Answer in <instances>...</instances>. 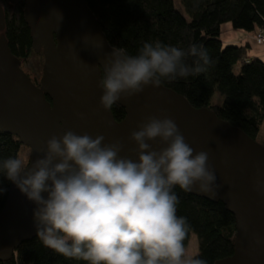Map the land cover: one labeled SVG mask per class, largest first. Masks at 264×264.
Masks as SVG:
<instances>
[{
  "label": "clouds",
  "instance_id": "9594fccd",
  "mask_svg": "<svg viewBox=\"0 0 264 264\" xmlns=\"http://www.w3.org/2000/svg\"><path fill=\"white\" fill-rule=\"evenodd\" d=\"M187 57L196 58L193 66ZM210 63L197 45L185 51L145 42L136 55L113 48L99 80L100 106L111 111L122 95L159 87L162 79L198 75ZM157 138L166 145L159 150L148 143ZM129 140L136 159L119 155L120 141L104 143L103 135L66 130L49 138L34 162L20 156L0 161V173L37 205L38 239L66 258L88 264H206L186 254L189 225L177 215L173 189L215 198L220 185L209 153L194 155L168 116L147 117Z\"/></svg>",
  "mask_w": 264,
  "mask_h": 264
},
{
  "label": "water",
  "instance_id": "95a60500",
  "mask_svg": "<svg viewBox=\"0 0 264 264\" xmlns=\"http://www.w3.org/2000/svg\"><path fill=\"white\" fill-rule=\"evenodd\" d=\"M9 1L24 2L34 49L44 55L43 75L37 85L11 51L0 2V130L16 135L31 148L29 162L43 155L40 150L49 138L66 130L103 135L104 143L120 141L123 149L119 155L136 159L131 132L138 131L149 116H168L194 155L209 153V164L220 185L215 198L195 189L189 193L222 202L236 218L234 252L216 264H264V146L214 110L194 107L163 83L156 88L146 86L128 98L122 95L117 104L125 109V117L116 120L112 109L100 106L103 90L99 87L103 64L116 47L108 42L86 0ZM148 143L156 150L166 146L159 138ZM42 195L47 198V193ZM36 207L12 183L0 212V261L11 259L21 243L37 236Z\"/></svg>",
  "mask_w": 264,
  "mask_h": 264
},
{
  "label": "trees",
  "instance_id": "16d2710c",
  "mask_svg": "<svg viewBox=\"0 0 264 264\" xmlns=\"http://www.w3.org/2000/svg\"><path fill=\"white\" fill-rule=\"evenodd\" d=\"M6 15L4 34L12 53L21 60L23 70L39 85L43 75L44 55L33 46L31 30L25 20L24 2L13 4L0 0ZM111 46L138 54L145 42H160L187 51L191 45L202 46L211 63L206 71L162 83L184 95L196 108H210L223 120L242 129L264 146V59L250 56V44L225 43L222 26L231 23L236 30L264 31V0H181L188 14L176 7L175 0H86ZM196 58L185 62L193 66ZM240 64L239 71L236 66ZM219 90L223 104L213 103ZM116 120L125 117V109L112 106ZM31 148L13 134L0 130V161L9 157L30 160ZM12 182L0 173V212L4 208ZM179 198V217L189 225L184 241L188 246L192 234L199 240L194 258L216 264L233 254L236 242V218L222 202H213L174 187ZM0 264H88L66 258L45 247L38 237L26 240L11 259Z\"/></svg>",
  "mask_w": 264,
  "mask_h": 264
},
{
  "label": "rangeland",
  "instance_id": "374dc122",
  "mask_svg": "<svg viewBox=\"0 0 264 264\" xmlns=\"http://www.w3.org/2000/svg\"><path fill=\"white\" fill-rule=\"evenodd\" d=\"M175 3H176V7L180 11H182L186 16H188V14L186 13V11L182 5L181 0H175ZM228 24H229L231 29H228L226 27ZM246 33H247V31L234 29L232 27L231 23H225L222 26L221 38L226 39L227 37H230V36H239V34H246ZM254 36H255V33H254ZM252 43H253V47L256 48L257 43L255 41H253ZM225 45H227V44H225ZM249 54H251V49L249 50ZM239 69H240V64L236 66V71H239ZM224 100H225V95L222 94L219 90H216L214 97H213V103L223 104ZM262 131L264 133V126L262 128ZM185 248H186V254L189 256L194 257L195 255H197L199 253V240H198L197 235H195V234L191 235L189 244Z\"/></svg>",
  "mask_w": 264,
  "mask_h": 264
},
{
  "label": "crops",
  "instance_id": "0c3cea01",
  "mask_svg": "<svg viewBox=\"0 0 264 264\" xmlns=\"http://www.w3.org/2000/svg\"><path fill=\"white\" fill-rule=\"evenodd\" d=\"M228 29H231L229 24L226 26ZM255 32H247L246 34H239V36H230L226 39H223V42L225 44L232 43V44H245L248 42L251 46V54L250 56H258L262 59H264V44H256V48L253 47V41H255L254 38ZM256 42V41H255Z\"/></svg>",
  "mask_w": 264,
  "mask_h": 264
},
{
  "label": "built area",
  "instance_id": "2783aa9c",
  "mask_svg": "<svg viewBox=\"0 0 264 264\" xmlns=\"http://www.w3.org/2000/svg\"><path fill=\"white\" fill-rule=\"evenodd\" d=\"M254 38L257 44H264V31L263 30L256 31Z\"/></svg>",
  "mask_w": 264,
  "mask_h": 264
},
{
  "label": "flooded vegetation",
  "instance_id": "af4514ba",
  "mask_svg": "<svg viewBox=\"0 0 264 264\" xmlns=\"http://www.w3.org/2000/svg\"><path fill=\"white\" fill-rule=\"evenodd\" d=\"M118 121H120V120H118Z\"/></svg>",
  "mask_w": 264,
  "mask_h": 264
}]
</instances>
